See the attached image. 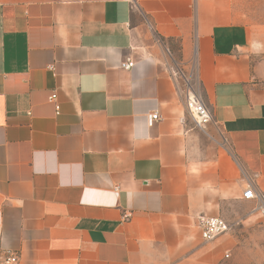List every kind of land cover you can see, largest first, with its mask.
I'll use <instances>...</instances> for the list:
<instances>
[{
  "label": "crops",
  "instance_id": "1",
  "mask_svg": "<svg viewBox=\"0 0 264 264\" xmlns=\"http://www.w3.org/2000/svg\"><path fill=\"white\" fill-rule=\"evenodd\" d=\"M247 185L264 195V0H0V250L209 264L197 219L248 220Z\"/></svg>",
  "mask_w": 264,
  "mask_h": 264
},
{
  "label": "built area",
  "instance_id": "2",
  "mask_svg": "<svg viewBox=\"0 0 264 264\" xmlns=\"http://www.w3.org/2000/svg\"><path fill=\"white\" fill-rule=\"evenodd\" d=\"M133 66L134 62L130 59H126L121 63V68L124 70H130ZM183 99L187 115L191 118L196 128L202 129L211 121L212 116L204 105L199 92L188 82L185 84ZM49 102L55 105V111L57 113L59 106L56 103L55 97L50 96ZM160 119L161 116L158 111H154L148 116L150 124ZM242 199L245 201H254L255 206L252 212L264 216V195L255 192L252 185L246 186L242 193ZM197 227L204 243L211 242L230 230L229 224L220 217L200 216L197 219ZM0 264H19V256L13 251L0 250Z\"/></svg>",
  "mask_w": 264,
  "mask_h": 264
},
{
  "label": "rangeland",
  "instance_id": "3",
  "mask_svg": "<svg viewBox=\"0 0 264 264\" xmlns=\"http://www.w3.org/2000/svg\"><path fill=\"white\" fill-rule=\"evenodd\" d=\"M249 217L208 242L209 264H264V216L252 212Z\"/></svg>",
  "mask_w": 264,
  "mask_h": 264
}]
</instances>
